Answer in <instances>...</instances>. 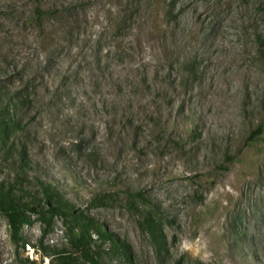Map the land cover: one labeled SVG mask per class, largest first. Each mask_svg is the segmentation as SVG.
<instances>
[{"label":"rangeland","instance_id":"374dc122","mask_svg":"<svg viewBox=\"0 0 264 264\" xmlns=\"http://www.w3.org/2000/svg\"><path fill=\"white\" fill-rule=\"evenodd\" d=\"M0 88V264H264V0H0Z\"/></svg>","mask_w":264,"mask_h":264},{"label":"trees","instance_id":"16d2710c","mask_svg":"<svg viewBox=\"0 0 264 264\" xmlns=\"http://www.w3.org/2000/svg\"><path fill=\"white\" fill-rule=\"evenodd\" d=\"M39 1V0H37ZM49 11H43L40 8H37L34 12V16L32 18V22L36 23L39 27H41V22L43 20V17L48 15ZM170 19L172 17L170 14H167ZM2 89V88H0ZM3 93V92H2ZM4 106V105H3ZM2 106V112L0 113V131L2 133L7 134L9 130H17L19 128V125L12 119L8 117V108L7 105L4 107ZM261 129L258 128L254 132H252L249 140L253 141L257 139L261 135ZM11 147H7L5 139L0 138V153H4L6 156L11 155L12 152ZM6 157L5 159H7ZM20 165L18 166V174L22 173L24 171V158L22 157L20 159ZM13 167L16 166V163H12ZM224 171L227 170L226 167H222ZM20 172V173H19ZM40 192L42 195L46 197V202L50 205V199L52 197H56L58 193L49 185L41 184V190ZM31 209L27 207L26 205L22 204L20 201L16 200L15 198L11 197L10 194H5L3 192H0V216H2L11 231V237L15 240L17 239L18 233L22 229L24 225H30L32 224V220L29 217V212ZM48 211L50 212L51 217L56 215H61L66 217L67 213L60 210L59 207L56 206H49ZM72 218L74 222L77 224V226L80 228L81 233L80 237L77 239V243L80 245L82 250V258L87 264H97V261L95 260V257L92 256V254H89L87 252V246L93 241V237H96L97 239H102L104 241L113 242L112 238L106 233L103 232L98 225L93 223L92 221L86 220V221H80L79 217L71 213ZM144 222L146 224V227L149 231V234L151 238L154 240V242L157 244L158 248L161 249L163 247V240L160 236V233L158 231L157 225L152 222L149 218H145ZM111 251L113 253H118L117 249H121V246L112 245Z\"/></svg>","mask_w":264,"mask_h":264}]
</instances>
